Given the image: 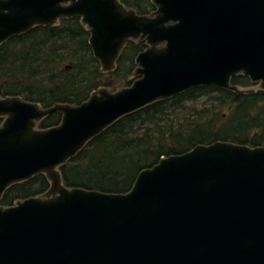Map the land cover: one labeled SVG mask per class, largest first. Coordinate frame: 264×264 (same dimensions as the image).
Listing matches in <instances>:
<instances>
[{
  "label": "water",
  "instance_id": "water-1",
  "mask_svg": "<svg viewBox=\"0 0 264 264\" xmlns=\"http://www.w3.org/2000/svg\"><path fill=\"white\" fill-rule=\"evenodd\" d=\"M0 0V46L77 17L100 72L145 43L132 83L80 105L0 97V199L43 175L48 190L0 206V264H264V147L227 141L161 157L127 193L67 188L60 167L119 119L188 90L264 92V0ZM243 75L257 89L230 83ZM254 87V86H253ZM58 113V125L39 129Z\"/></svg>",
  "mask_w": 264,
  "mask_h": 264
},
{
  "label": "trees",
  "instance_id": "trees-1",
  "mask_svg": "<svg viewBox=\"0 0 264 264\" xmlns=\"http://www.w3.org/2000/svg\"><path fill=\"white\" fill-rule=\"evenodd\" d=\"M140 15L155 10L150 0H120ZM89 33L79 18L62 19L54 27H35L0 46V97L20 96L42 108L57 103L80 105L98 88L111 91L129 86L135 58L146 46L129 41L113 72H100L88 44ZM230 83L241 88L255 84L243 75ZM54 113L39 124H59ZM0 119V123H1ZM216 141L264 147V92L236 94L215 86L198 87L131 113L100 135L60 167L67 188L127 193L140 171L161 157L183 154L196 145ZM43 175L9 187L0 206L44 194Z\"/></svg>",
  "mask_w": 264,
  "mask_h": 264
},
{
  "label": "rangeland",
  "instance_id": "rangeland-1",
  "mask_svg": "<svg viewBox=\"0 0 264 264\" xmlns=\"http://www.w3.org/2000/svg\"><path fill=\"white\" fill-rule=\"evenodd\" d=\"M133 78L135 79V77H130V78H128V80H131V79H133ZM251 88L254 90V89H257V86H254V87H251ZM1 120H2V119H1Z\"/></svg>",
  "mask_w": 264,
  "mask_h": 264
},
{
  "label": "flooded vegetation",
  "instance_id": "flooded-vegetation-1",
  "mask_svg": "<svg viewBox=\"0 0 264 264\" xmlns=\"http://www.w3.org/2000/svg\"><path fill=\"white\" fill-rule=\"evenodd\" d=\"M229 91V90H228Z\"/></svg>",
  "mask_w": 264,
  "mask_h": 264
}]
</instances>
